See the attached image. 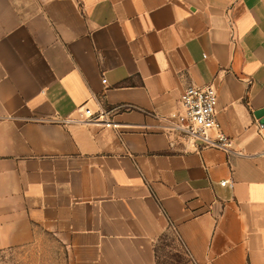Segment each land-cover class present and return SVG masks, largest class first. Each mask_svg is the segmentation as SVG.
Listing matches in <instances>:
<instances>
[{"label": "crops", "instance_id": "obj_1", "mask_svg": "<svg viewBox=\"0 0 264 264\" xmlns=\"http://www.w3.org/2000/svg\"><path fill=\"white\" fill-rule=\"evenodd\" d=\"M191 84L242 156L159 131ZM79 107L120 128L55 121ZM262 110L264 0H0V250L42 229L66 264H155L171 229L195 264H264Z\"/></svg>", "mask_w": 264, "mask_h": 264}, {"label": "built area", "instance_id": "obj_2", "mask_svg": "<svg viewBox=\"0 0 264 264\" xmlns=\"http://www.w3.org/2000/svg\"><path fill=\"white\" fill-rule=\"evenodd\" d=\"M102 83L105 84L106 80L103 79ZM217 104V91L212 85L191 84L185 88L180 97L179 110L161 117V123L157 128L170 139L172 146L179 141L185 148H211L228 155L242 156L241 151L233 148L231 139L220 130L216 119ZM119 108L94 113L87 107H79L74 118L55 121L65 125L78 124L119 129L120 125L111 118V114ZM227 184V181L221 183L222 186ZM177 238L180 241L178 236Z\"/></svg>", "mask_w": 264, "mask_h": 264}, {"label": "rangeland", "instance_id": "obj_3", "mask_svg": "<svg viewBox=\"0 0 264 264\" xmlns=\"http://www.w3.org/2000/svg\"><path fill=\"white\" fill-rule=\"evenodd\" d=\"M155 252V264H195L171 229L157 239ZM66 260L65 246L42 229L35 231L29 244L0 250V264H66Z\"/></svg>", "mask_w": 264, "mask_h": 264}, {"label": "water", "instance_id": "obj_4", "mask_svg": "<svg viewBox=\"0 0 264 264\" xmlns=\"http://www.w3.org/2000/svg\"><path fill=\"white\" fill-rule=\"evenodd\" d=\"M257 116H258L259 118H261L262 120H264V110L259 111V112L257 113Z\"/></svg>", "mask_w": 264, "mask_h": 264}]
</instances>
